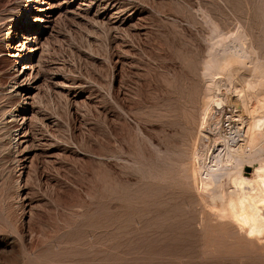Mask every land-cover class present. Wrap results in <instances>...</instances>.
Listing matches in <instances>:
<instances>
[{
    "label": "rangeland",
    "instance_id": "rangeland-1",
    "mask_svg": "<svg viewBox=\"0 0 264 264\" xmlns=\"http://www.w3.org/2000/svg\"><path fill=\"white\" fill-rule=\"evenodd\" d=\"M211 31L264 63V0H0V264H264V225L221 215L264 208V160L256 199L239 162L187 177Z\"/></svg>",
    "mask_w": 264,
    "mask_h": 264
},
{
    "label": "bare ground",
    "instance_id": "bare-ground-1",
    "mask_svg": "<svg viewBox=\"0 0 264 264\" xmlns=\"http://www.w3.org/2000/svg\"><path fill=\"white\" fill-rule=\"evenodd\" d=\"M42 1L44 2L45 0ZM211 32L214 34L213 31ZM243 32L241 34L234 33L233 36L235 34L237 36H234L235 38H233L234 40L232 43H230L231 41L226 43V40H223L225 42L224 43L221 39L222 37L217 39V34H214L215 36L212 37L216 38V40H214L215 38L213 39L215 41H213V45L215 44L219 46L214 47V45L213 47H210L211 51H209L210 49L208 50V60H205L203 71L201 73V77L205 79L204 81L206 83L202 104L203 117H201L202 119L198 128L199 130L195 141V146L191 151L193 161L190 162L189 166L187 167V177L192 181L193 185H196L197 188H200L198 187L200 182L197 184V172L200 171V168L197 167L198 165L195 164L197 162L200 163L206 178L210 179L213 184L215 183L217 186L223 175H232V173L237 170V168H235V162L237 164L239 162L242 165V168L238 171L240 174V184L238 185V191L236 192L238 193L246 191L251 195V198L256 199L257 195H255V192H258L257 190L261 180H259L257 176L254 177L252 175L250 176V174H246L244 172V167L247 166L248 168L251 166V163L262 162L264 160V136H260L259 139L257 138L259 131L262 130L264 132V100H262L260 95L261 92L264 91V63L257 60V53L255 52L256 55H254V51L256 49L253 51L250 45L251 43L247 41L249 40L247 39L248 37H246L245 33L243 34ZM24 38L25 40L23 39V41L21 40L18 44L13 46L14 49L10 53V56L14 57L13 60L15 66H17V63L23 56L26 40H30V37ZM210 44H212V42ZM220 44L224 45L221 46ZM246 44H249L250 46ZM221 83L229 87L228 92L230 97L227 100L228 102H226L230 104V110L229 113H224L223 116L221 115L222 121L217 122L216 125L212 127L210 125V120L212 119L213 114H215V112L212 113V104L215 102L219 103L221 97L220 91H215V86ZM253 100H255L257 105L252 109L251 106L253 104ZM259 108L260 110H258ZM210 126L212 129H210ZM249 137L252 140L251 142H255L253 148H250L251 145L249 143L248 144L250 146H248V148L244 144L247 142L244 139ZM243 140L244 142H242ZM202 181H204V179L202 180L201 178V182ZM204 183L202 182V185H199L202 187L201 189H203ZM209 183L208 185L210 186ZM217 187L219 188V186ZM204 188H206V186ZM205 193H207V191ZM201 194L199 193L200 196L204 195ZM204 197L206 198V195ZM237 197H240V195ZM205 198L201 199L203 204L207 199ZM209 200L208 202H205L206 204L208 203V205ZM248 201L251 203V206H249V214L246 212L239 214L231 212V209L229 208L230 206L228 205L225 207L223 205V208L221 207V209H226L230 215H225V212L220 214L224 215L223 217L225 218L226 216L233 217L232 219H235L237 224L238 222L240 223L241 228H244L243 224H247L252 230L255 229L258 224V227L264 225V208L258 207V205L249 199ZM242 202L243 201L241 200L232 201V205H234L233 208L236 209L237 212L242 211L241 207L244 203ZM253 205L255 206L253 207ZM212 212H210V215ZM208 214L207 216L209 218L210 215ZM216 214L219 213L216 212Z\"/></svg>",
    "mask_w": 264,
    "mask_h": 264
}]
</instances>
